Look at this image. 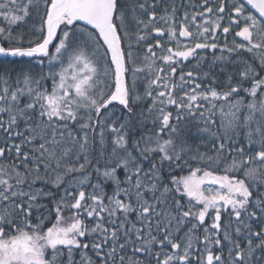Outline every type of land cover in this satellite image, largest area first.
<instances>
[{"label": "snow or ice", "instance_id": "6c2138e0", "mask_svg": "<svg viewBox=\"0 0 264 264\" xmlns=\"http://www.w3.org/2000/svg\"><path fill=\"white\" fill-rule=\"evenodd\" d=\"M0 21V264H264V0Z\"/></svg>", "mask_w": 264, "mask_h": 264}, {"label": "trees", "instance_id": "16d2710c", "mask_svg": "<svg viewBox=\"0 0 264 264\" xmlns=\"http://www.w3.org/2000/svg\"><path fill=\"white\" fill-rule=\"evenodd\" d=\"M0 23H2V21H0ZM232 39V36L230 35L229 36V40H231ZM6 62V61H5ZM27 62V58H24V60L23 61H21V60H17V63H26ZM49 84H50V82H49ZM246 87L248 86V85H245ZM241 95H243V93H241ZM204 149H201V151H203Z\"/></svg>", "mask_w": 264, "mask_h": 264}]
</instances>
